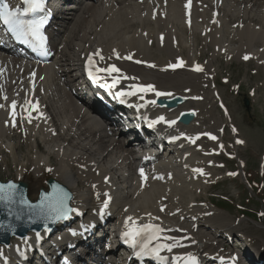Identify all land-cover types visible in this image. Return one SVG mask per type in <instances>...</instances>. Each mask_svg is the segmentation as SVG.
Listing matches in <instances>:
<instances>
[{"label": "snow or ice", "instance_id": "1", "mask_svg": "<svg viewBox=\"0 0 264 264\" xmlns=\"http://www.w3.org/2000/svg\"><path fill=\"white\" fill-rule=\"evenodd\" d=\"M143 2V0H141ZM167 2V0H165ZM23 7L16 6L10 7V4L7 0H0V23H2L7 32L11 33V35L18 41L23 44L30 45L33 48H38L41 51L42 55H47V42L48 37L44 33V26L48 22V13L45 12L46 0H22ZM191 4V0H188V4L185 7H189ZM43 13L42 15H38ZM216 14H214L215 16ZM31 17V18H27ZM153 19H155V13L153 14ZM212 23L218 24L219 22L213 19ZM190 24V21H189ZM243 27V25H240ZM235 27V26H234ZM147 35V34H145ZM164 37L161 35V41H163ZM151 43V41H149ZM112 54L116 57V59H127L131 60L132 54L128 56H121L120 53L116 50H112ZM98 58V59H97ZM249 55H244L243 59L248 60ZM111 59V57H108ZM87 64V72L88 76L92 80H96L101 73H106L108 77H111L112 83L111 87H115L117 84L121 82V80H137V77L124 75L120 68H118L115 64H109L105 67L99 66L101 62L105 61L104 55H102V50L97 49L93 53L89 54L86 58ZM137 64L141 63V61H135ZM264 62V61H262ZM185 61L182 59H178L176 63H170L168 68L172 70H176L178 68H183L185 66ZM151 68H155V64L148 65ZM166 70V69H165ZM194 72H203L204 69L201 65L196 64L192 69ZM4 68L0 67V76H3ZM118 75H113V74ZM36 73L32 72L30 74V83H31V95L34 96L36 84H35ZM43 79V77H40ZM15 83V81H13ZM105 85H101L104 87ZM129 91H121L118 95L123 98L125 96H136L137 94H146V93H154L157 97L164 96H172V93L160 92L157 91L156 87L152 84L140 85L133 83L129 85ZM20 91L16 92V96H20ZM196 97H194L195 99ZM140 99L143 100L144 96L140 95ZM0 109H8V119L4 121L5 127L11 126L12 128L17 127V117L19 116L20 120L26 121L28 124H32L34 119H46L44 113L40 111L39 101L33 100L29 98L28 94H25L23 98V102L20 103L17 99H11L9 102V97L4 91L3 84H0ZM148 103L155 105L156 100H151ZM144 105H141L143 107ZM37 115L33 117V113ZM195 115V113H191ZM185 113H181V116H184ZM179 119V118H177ZM164 122L168 124L169 127L175 125L177 120H166L164 116H159L157 119L149 122V127H155L157 124ZM38 126V125H37ZM222 131V130H221ZM235 132L236 130L233 129ZM55 134V133H53ZM200 135L207 136L209 140H217L215 135L211 133H202ZM200 135L195 137H188L181 133V136H184L185 139L189 140L191 143L195 144L197 140L200 139ZM174 140L180 139V136L173 137ZM237 144H243V140H236ZM224 145L220 144L219 149L222 152L224 150ZM147 159V157H146ZM51 171V169H48ZM192 172L194 174L199 175H207L202 168H193ZM139 175L141 177V187L143 188L144 183L148 180V176L145 173L143 168L139 169ZM229 176H235L237 173L229 172ZM156 179H163V176L154 177ZM108 178H105V182H107ZM95 187V185H93ZM97 199H100V193H96ZM103 196L105 199L102 202V207L100 208L101 214L104 213V210L109 207V204L112 200L111 195L108 192H104ZM70 199L67 193L63 192L62 189H57V194L52 197H46L45 200L41 202L40 205H30L28 202L23 199L22 195L18 194V187L14 183H6L0 184V204H3L8 209V214L13 215L12 205L19 204L28 207L29 209L39 208L40 212L38 215L43 216L45 219H51L53 222L59 220H65L68 218L69 213H73L76 211L74 208H70L68 206L67 201ZM125 212L128 209H124ZM160 211H164V207L160 208ZM174 214V213H173ZM149 217V222L144 224H137V220L133 218V216H127L124 221L125 231L122 233V237L125 240V243L129 244L134 250V254L137 257L140 256H149L157 261L163 262L167 259L162 256L161 253L164 251L172 252L174 248L177 247H185L183 244V239H190L189 237L178 238L176 236H162L166 231H172V229H165L160 224L152 223L153 219L159 220V217H152L151 213L147 214ZM260 215L264 217V212H261ZM16 218L19 219V215H16ZM183 218V217H181ZM131 222V223H129ZM0 228H7L8 230L14 231L11 225H3L0 224ZM176 231H181L180 229H176ZM37 238H39L40 234H36ZM171 241V242H167ZM155 242V243H154ZM193 244L196 243L195 240L191 241ZM27 243V241H25ZM19 251V249H17ZM0 259H4V264H7V259L4 257L3 250H0ZM176 261H183V264H199L198 257L188 252L184 256H176L174 257ZM235 259V258H233ZM238 264V261L236 262Z\"/></svg>", "mask_w": 264, "mask_h": 264}, {"label": "bare ground", "instance_id": "2", "mask_svg": "<svg viewBox=\"0 0 264 264\" xmlns=\"http://www.w3.org/2000/svg\"><path fill=\"white\" fill-rule=\"evenodd\" d=\"M169 2L168 10L167 13L169 14L168 17H161L160 15L152 20H150L149 16L147 18L143 17L146 12L144 11V8L140 7H145L146 4H135L132 2V0H109L108 3L112 5V7L108 10L103 11V6L100 9V5L98 7L93 6V7H83L80 12V16L78 17L80 19L79 21H73L70 24L69 31L70 34H68L67 37L64 38L63 42L67 46H70L72 44L71 41H76L79 43V48H84L82 44H94L96 43L97 45H105L106 47L109 48H114L117 47L120 51L124 52L129 49V47H133L134 49H137L138 47H144L147 48V45H144V40L139 37L138 39H134L132 37H129V30L127 27L131 24H134L137 26L136 28V34L138 33L139 29H142L141 33L144 32L146 29L149 27H157L159 30H156L154 33L149 32V36H156L158 39H161V35L163 37L169 36L172 33H176V37L178 38L180 45L183 44H190L193 42V33L192 35H188L185 29V22H189L191 19L198 16L200 18V22L202 23L201 26L197 25L198 23L196 22H191V26L194 27L195 29H198L201 33H207L209 31L208 26L209 23L213 21V19H216L217 17H212V13L207 14L206 12H203L202 14L195 15L194 17L192 15H185L184 20L182 21V16H183V7L181 6L182 0H167ZM259 1H264V0H249L246 3V6L244 5V1L241 2V0H235V5L232 3L231 6L224 2V9L226 10L227 16H230L231 19H235L236 21L234 23L238 24H243L244 27H241L240 25L235 26L236 30V35L240 36V40L242 42H239L240 46L245 47L249 46L252 48V44H250L247 40H257L262 37V33H255L254 28H251V25L255 21H260L262 25L264 24V7L259 5ZM212 3V0H210ZM116 3L119 7L118 11L113 10L115 7ZM252 3L253 7L249 4ZM226 4V5H225ZM249 4V5H248ZM250 6V8L247 7ZM140 6V7H139ZM223 6V5H222ZM226 7V8H225ZM255 7L257 10H255ZM141 9V11H139ZM166 10V9H164ZM119 12H121L123 15L119 16ZM118 13V14H117ZM205 13V14H204ZM128 16H132L131 19L128 18ZM124 17V18H121ZM106 18L109 20L106 21ZM165 18V19H164ZM151 21L153 23L148 22ZM219 23L220 20H223V26L227 25L225 22L228 20H225L222 16L218 18ZM228 23V22H227ZM225 24V25H224ZM230 24V23H228ZM208 25V26H207ZM233 25V24H232ZM101 26V30L99 32L97 31V28ZM199 26V28H198ZM218 26V25H217ZM255 26V25H254ZM249 29L253 32H249ZM174 30V31H173ZM173 31V32H172ZM184 31V32H183ZM223 30H218L215 32V35H219ZM91 37H93V40H91ZM158 39V40H159ZM173 40H176V38L172 39V36H169L165 39V49H163L164 53H166L170 58L175 57L178 55L172 48V46H176V44H172ZM160 41V40H159ZM246 43H245V42ZM134 43V44H131ZM254 47V46H253ZM133 49V50H134ZM256 51V55L263 58L264 57V44L260 45L259 47H255L254 49ZM68 53L63 50L61 52V57L59 58L62 65L64 66L65 63L68 61ZM156 62V61H155ZM161 66H164L161 64ZM132 74H134L133 71H131ZM46 74H50V77H53L51 75V70L49 69ZM56 74L57 71H56ZM48 75V79L50 78ZM179 80V79H178ZM51 87V85H50ZM210 103V101L208 102ZM191 107V106H187ZM185 110H188L185 108ZM76 117L78 118V113L76 112ZM89 134V137H92V135L97 134L99 130L97 128H93L91 130L87 131ZM1 138V136H0ZM92 144L94 146H98L99 148L102 147L104 150H107L108 148H111L113 146V143H110L104 136L101 137L100 141L98 143H95L92 141ZM63 145V144H61ZM58 146V145H57ZM60 147V146H58ZM66 151L68 152L69 149L68 147L65 148ZM72 156L75 157L77 156L75 153H72ZM111 154V153H110ZM83 156H85L82 153ZM71 161L70 158L67 156L64 157L63 163L68 164V161ZM127 170L129 174L131 173V167L127 166ZM107 171V172H106ZM103 173H111L112 177L114 180L119 181L121 178L117 175L118 170L114 169L112 171L106 170ZM74 174L75 172H71L70 169H64V175L67 180H74ZM128 181H130V177L123 179L121 182V187H122V192L125 195V197H132V185L130 184L129 186ZM188 180L184 179H178L175 180L174 184L176 183H183L185 186H190L187 183ZM155 191L156 194H150L151 191ZM167 190L164 189L163 186L159 188H153L150 191L144 192L143 194L140 195L141 200L143 202V207L151 209L152 208V203L155 202L153 201V197L160 198L161 195H164ZM132 200V199H129ZM154 204V203H153ZM200 243L205 244L206 241L204 238L200 239ZM206 247V246H205Z\"/></svg>", "mask_w": 264, "mask_h": 264}, {"label": "rangeland", "instance_id": "3", "mask_svg": "<svg viewBox=\"0 0 264 264\" xmlns=\"http://www.w3.org/2000/svg\"><path fill=\"white\" fill-rule=\"evenodd\" d=\"M221 66L229 74L232 84L236 83L240 85L241 87L240 92L242 93L246 92V90L247 89L249 90L250 87H255V88L259 87L257 92V97L260 98V105L255 104L254 112L255 113L261 112V114L260 113L259 115L257 114L258 117L257 119L262 120L261 123L263 124L264 123V88L263 89L260 88V84H259L264 79V73L262 72V68L259 69L258 76L254 79H251L252 71L258 70V67H256L255 65L246 67L239 65L238 62L233 60L230 61V65L227 64ZM221 92H222L221 96L224 99L225 104L228 105L233 120L237 125L240 126L243 135L246 136L247 134L248 136H254V139H256L261 134V132L255 129L257 125L254 122H250L248 119L245 118L244 112L241 109L240 100L236 98V96L233 93H230L227 90H223ZM213 107L214 109L216 108V106ZM216 116H218L217 119L222 118L221 114L217 113ZM222 120L223 119H221V121ZM251 128H254V130L256 131L254 135H251L250 133ZM254 139H252V142H254ZM217 192L227 193L228 190L226 187H220L217 189ZM245 224L246 223L244 222V224L242 225L245 226ZM248 230H250V232L256 231L253 227H249ZM261 236L264 238V231L261 232Z\"/></svg>", "mask_w": 264, "mask_h": 264}, {"label": "water", "instance_id": "4", "mask_svg": "<svg viewBox=\"0 0 264 264\" xmlns=\"http://www.w3.org/2000/svg\"><path fill=\"white\" fill-rule=\"evenodd\" d=\"M186 120V118L185 117H183V121H185ZM33 216H34V214H33ZM32 219V218H31Z\"/></svg>", "mask_w": 264, "mask_h": 264}]
</instances>
